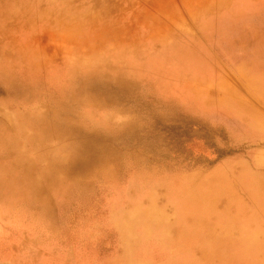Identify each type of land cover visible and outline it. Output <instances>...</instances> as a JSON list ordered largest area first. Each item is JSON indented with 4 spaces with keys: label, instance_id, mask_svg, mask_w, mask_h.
Segmentation results:
<instances>
[{
    "label": "rangeland",
    "instance_id": "rangeland-1",
    "mask_svg": "<svg viewBox=\"0 0 264 264\" xmlns=\"http://www.w3.org/2000/svg\"><path fill=\"white\" fill-rule=\"evenodd\" d=\"M0 169V264L264 257V0H0Z\"/></svg>",
    "mask_w": 264,
    "mask_h": 264
},
{
    "label": "bare ground",
    "instance_id": "bare-ground-1",
    "mask_svg": "<svg viewBox=\"0 0 264 264\" xmlns=\"http://www.w3.org/2000/svg\"><path fill=\"white\" fill-rule=\"evenodd\" d=\"M10 129H13L14 135L19 134L15 131V129H17L16 127H9V130ZM5 130L6 135L8 136V130ZM37 161L42 162V159L37 157ZM27 169L28 166L23 164L22 170L25 171ZM30 170H33V165ZM2 173L4 176L1 180L5 182L4 179L6 178L4 177H7V174L9 173L6 170L1 171V174ZM163 217L159 212H135L133 216H129L126 219L127 225L125 230L132 231L133 227L138 226L142 233H144V236H150V233L153 230L157 231V235H155L156 239L154 240L156 241L157 248L160 250H171L169 260L164 264H185L184 261L186 259L188 260H186L187 264H264V257L258 253H243V255L238 254L236 256L231 255V243H227L226 247L225 245L221 246L213 244L201 247L200 239L204 240V231L201 232L198 227V229L194 228L191 230V228H189V223H185V220L187 219L184 221L183 219H171L165 223V221H161ZM195 223H199L198 218L191 222V224L194 225ZM188 246H192V248H188ZM231 256H233V258H231ZM231 259H234V262ZM178 260L180 263L177 262Z\"/></svg>",
    "mask_w": 264,
    "mask_h": 264
}]
</instances>
